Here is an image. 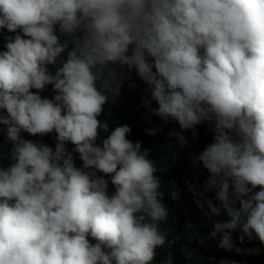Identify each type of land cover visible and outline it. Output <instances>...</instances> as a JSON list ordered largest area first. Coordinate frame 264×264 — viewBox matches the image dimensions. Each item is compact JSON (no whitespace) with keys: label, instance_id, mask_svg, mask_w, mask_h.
Masks as SVG:
<instances>
[{"label":"clouds","instance_id":"clouds-1","mask_svg":"<svg viewBox=\"0 0 264 264\" xmlns=\"http://www.w3.org/2000/svg\"><path fill=\"white\" fill-rule=\"evenodd\" d=\"M3 31L0 264H153L170 247L149 149L129 124L100 119L120 92L105 76L116 66L147 86L149 117L178 126L169 138L187 147L185 132H211L195 157L207 176L189 190L201 189L197 208L217 219L190 239L264 246V0H0ZM148 122L147 135L163 133Z\"/></svg>","mask_w":264,"mask_h":264},{"label":"trees","instance_id":"trees-1","mask_svg":"<svg viewBox=\"0 0 264 264\" xmlns=\"http://www.w3.org/2000/svg\"><path fill=\"white\" fill-rule=\"evenodd\" d=\"M8 35L6 31L0 34V50H4L2 43ZM61 39L63 40L64 37H61ZM114 71L115 77H112L107 69L105 70V76L110 81L113 89L120 87V92L119 95L109 94V103L105 105V111L100 119L102 122L107 121L110 128L117 123L129 124L132 128L131 138L141 141L143 148L149 149V158L157 166L158 171L156 174L161 179L164 202L170 209L169 222L165 226L172 228L169 236L170 247L158 250L153 264H160L169 252L174 253V264H221V261H224L225 264H264V246H261L258 241L248 242L245 240L242 244L237 243V247L241 251L235 252L219 248L217 246L219 237L206 240L202 246H198L196 239H190L194 236L207 237L212 227V221L217 219V217H211V219L204 217L202 210L197 208L196 200L201 189L198 187L194 191L189 190L197 181L200 182L202 187V183L207 176L205 170H197L195 157L203 146L210 141L211 132L207 127L199 126L196 129L198 133L196 139H193L191 131L185 132L184 136L189 144L187 147L182 146L175 138H169L168 131L172 128L179 131V128L173 122L164 124L159 117L148 116L144 104L146 101L151 100V96L147 93V86L137 76L135 70L132 69L129 74L128 69L116 66ZM121 79H124L125 82L119 85ZM129 83H134L136 86L129 88ZM42 95L52 96L50 86ZM151 107H156L154 102ZM149 118L153 124L160 125L163 128V133H158L156 136L146 134L145 129L152 127V124L148 122ZM101 135H106V133L101 132ZM25 136L30 138L26 134ZM42 139L49 145L54 143L47 136ZM0 142L3 143L0 147V154L3 156V164L6 166L10 145L4 140L3 135H0ZM172 181H174V184L170 183ZM172 192L178 194L175 199L171 196ZM207 195L211 198L213 194L209 192ZM203 211H207L206 206ZM220 219H223V217H220ZM186 221H190L193 227L187 228ZM176 237H179V239H176ZM185 245L193 252L190 258L183 255L182 247ZM253 248H260L259 254L253 255L245 251Z\"/></svg>","mask_w":264,"mask_h":264}]
</instances>
